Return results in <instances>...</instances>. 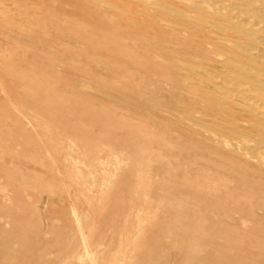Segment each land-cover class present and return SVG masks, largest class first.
<instances>
[{"label": "rangeland", "instance_id": "1", "mask_svg": "<svg viewBox=\"0 0 264 264\" xmlns=\"http://www.w3.org/2000/svg\"><path fill=\"white\" fill-rule=\"evenodd\" d=\"M100 14L0 0V126H10L0 131V264H264V216L226 169L242 165L138 108L153 89L174 97L177 70L159 59L156 29ZM23 63L32 91L7 70ZM140 217L147 224L132 247Z\"/></svg>", "mask_w": 264, "mask_h": 264}, {"label": "bare ground", "instance_id": "2", "mask_svg": "<svg viewBox=\"0 0 264 264\" xmlns=\"http://www.w3.org/2000/svg\"><path fill=\"white\" fill-rule=\"evenodd\" d=\"M42 1L55 8L71 7L84 18L102 10L100 16H95V19L98 17L101 22L110 19L117 22L122 20L124 23L133 24V27L148 23L151 30H153L152 28L156 29V34L158 33L157 35L160 36L157 40L159 42L156 43L160 44L156 50L159 59L174 65L177 70L174 74L172 73L171 90L173 94L169 92L174 97L168 103L167 95L164 92L152 88L151 92L141 93L145 98L141 99L138 108L152 113V116L157 118H162L161 116L165 115L172 120L171 124H175L180 130L184 128L189 130L190 128L197 132L202 138V148L195 145L198 147L197 149H207V151L213 149L227 154L226 158L229 156L233 161L240 163L242 165L240 170L233 163L228 166L226 163L227 173L233 172L231 176L239 181L241 190L245 189L244 195H249L254 201H257L255 205L257 214L264 216V0ZM125 4H135L138 9L129 10L124 7ZM103 11L107 13L104 14ZM25 34L36 35L31 30ZM143 40L141 41L143 42ZM146 50L148 51V49ZM153 52L155 53V51ZM152 63L149 64L152 65ZM23 64L25 69H17L9 65L7 70L15 79L19 78L23 81L22 85H28L31 89L33 86L29 81V71L32 70V66L29 63ZM4 69L6 70V67H3L2 70ZM189 84L191 86L197 84L204 89H192ZM96 89L99 88L96 87ZM85 91L93 92V86L85 85ZM24 94L26 95V93ZM21 96L23 95L21 94ZM26 96L30 97L28 94ZM30 101L32 102V100ZM180 104L187 107L183 108ZM1 119L3 121L0 131H7L6 120ZM186 122L188 123L186 124ZM145 135L144 138H146ZM84 148L87 149V147ZM88 154L92 153L88 151L87 156ZM87 158L89 157H86V160ZM151 158L152 153L146 148L143 151L140 164L148 166ZM88 163L93 168L99 166L105 170L104 162L94 159V157L90 158ZM141 173L144 177L146 170H141ZM107 179L105 174L100 176V181L103 183ZM95 180H98V177L95 176ZM107 184L110 185L109 182ZM232 191L229 189L227 192L233 194ZM100 194L98 196V200L101 198L98 203L99 208L105 204L108 197L106 189ZM146 224V220L140 217L136 224L140 231H137L135 239H132V247H137L140 244ZM131 232H135V230Z\"/></svg>", "mask_w": 264, "mask_h": 264}]
</instances>
